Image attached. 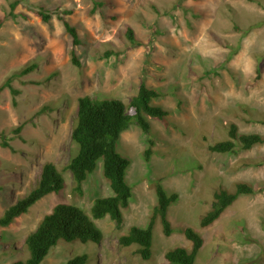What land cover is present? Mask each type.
I'll return each mask as SVG.
<instances>
[{
    "label": "rangeland",
    "instance_id": "374dc122",
    "mask_svg": "<svg viewBox=\"0 0 264 264\" xmlns=\"http://www.w3.org/2000/svg\"><path fill=\"white\" fill-rule=\"evenodd\" d=\"M258 1L262 6L248 0H0V86L36 65L11 82L19 95L0 92V141L13 149L0 147V217L36 186L45 163L54 164L64 180L58 194L0 227V264L28 258L24 240L56 205L79 207L90 217L93 202L112 195L101 161L80 193L65 170L76 151L71 131L78 101L118 99L127 105L141 83L161 94L152 104L169 114L148 118V135L132 120L116 143L129 161L125 180L132 189L122 225L90 217L102 233L98 244L61 241L41 264H65L80 255L87 264H165L167 251L191 250L187 228L203 240L195 264H264V166L245 167L264 162V144L234 154L207 149L227 139L232 123L239 134L264 135L258 122L264 119V0ZM12 2L18 3L15 18L9 15ZM99 2L103 6L95 8ZM40 9L51 14L49 23L35 16ZM64 11H72L66 19L82 43L79 68L71 64V39L57 20ZM128 28L141 47L130 46ZM19 125L17 136L12 131ZM158 180L167 195L178 196L167 214L173 232L164 236L157 220L151 257L144 261L136 246L122 248L118 239L131 227L147 226ZM237 182L251 184L256 194L239 196L201 228L215 190L234 192Z\"/></svg>",
    "mask_w": 264,
    "mask_h": 264
},
{
    "label": "trees",
    "instance_id": "16d2710c",
    "mask_svg": "<svg viewBox=\"0 0 264 264\" xmlns=\"http://www.w3.org/2000/svg\"><path fill=\"white\" fill-rule=\"evenodd\" d=\"M262 6L258 0H248ZM17 2L10 3V13L15 18L13 11ZM95 8L102 7V2L95 3ZM91 10V14L94 13ZM72 15V11H64L57 15V20L61 23L65 33L71 39L70 60L75 67H80V62L76 54L77 48L81 46L77 29L70 24L66 16ZM35 16L41 22L47 24L52 16L46 10L40 9L35 12ZM126 38L131 47H141L143 44L138 41L133 31L128 28ZM239 47L233 50L235 55ZM36 65H27L24 68L12 73L10 77L0 86V92L8 89L12 96L19 95V91L14 89L11 82L34 72ZM257 76L259 69H257ZM161 94L141 83L137 93L125 105L118 99L94 100L88 97L79 99L78 110L75 122L72 126L71 141L76 151L70 158L65 170L71 174L75 191H81L82 184L97 168V163L102 162V174L108 182L111 196L97 198L91 208L90 217L100 220L109 217L119 227L123 223L122 210L128 208L132 198V189L125 180L129 161L116 151V143L120 135L129 128L132 120L139 126L142 133L149 134L150 124L148 118L163 120L169 112L163 107L152 104V101L159 98ZM264 124V119L258 121ZM23 126L19 125L12 132L19 135ZM150 147L152 141L148 139ZM264 144V135L260 134H239L235 124H230L227 131V139L208 145L210 153L234 154L238 150L248 151L255 146ZM0 147L13 151L7 141H0ZM150 147L144 152L146 160L151 155ZM260 168L264 162L247 164ZM64 187L62 174L52 163H45L42 167L40 178L36 186L25 196L10 205L0 217V227L6 228L13 224L15 220L26 214L38 201L51 194H58ZM156 204L151 210L148 224L145 228L131 227L129 232L118 239V244L122 248L136 246V254L144 261L151 257L152 231L159 220L164 236L169 237L173 230L168 221L167 214L171 205L177 202L178 196L167 195L161 185V180L155 183L154 187ZM259 190L258 192H260ZM256 190L251 184L237 182L234 192H230L223 187H219L213 193L211 209L201 218L200 227L207 228L216 222L222 213L231 206L241 195H255ZM81 208L58 204L52 211L45 215L37 225L36 229L28 234L24 240V247L28 253V258L24 261H17L12 264H41L50 251L61 241L71 243H96L102 240V233L98 230L91 218ZM183 235L191 243V250L184 248H174L165 253V264H195L200 249L203 246L202 238L192 229H185ZM86 255H80L69 259L65 264H87Z\"/></svg>",
    "mask_w": 264,
    "mask_h": 264
}]
</instances>
